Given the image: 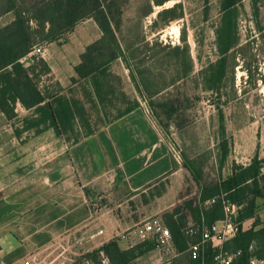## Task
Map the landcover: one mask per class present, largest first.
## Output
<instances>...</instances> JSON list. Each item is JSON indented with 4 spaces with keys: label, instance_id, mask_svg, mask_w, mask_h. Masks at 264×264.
I'll return each instance as SVG.
<instances>
[{
    "label": "crops",
    "instance_id": "1",
    "mask_svg": "<svg viewBox=\"0 0 264 264\" xmlns=\"http://www.w3.org/2000/svg\"><path fill=\"white\" fill-rule=\"evenodd\" d=\"M7 17L5 25L13 21L11 14L0 21ZM94 24L68 43L67 50H62L67 54L60 52L63 57L55 64L62 69L47 56L50 48L41 49L50 75L63 89L72 86L74 68L86 47L102 37ZM16 113V119L8 120L0 110V257L5 264H61V257L74 245L99 249L112 240L129 250L142 244L134 236L135 227L158 213L153 201L143 202V195L169 181L164 185L166 192L156 198L168 208L167 195L178 197L184 188L186 176L176 168L165 134L140 106L72 146L55 127L24 131L22 119L31 117L34 110L18 104ZM257 125L233 134L224 178L232 175L235 164L248 166L257 154L264 159V126ZM135 199L141 202L138 218L132 216L136 212L127 211ZM258 205L262 224L255 230L264 226V200ZM120 208L126 210L123 218ZM247 224L252 228L254 220L244 223V230ZM175 251L173 264H179L183 254L176 247ZM154 252L157 249L144 257ZM160 253L165 262L167 257Z\"/></svg>",
    "mask_w": 264,
    "mask_h": 264
},
{
    "label": "rangeland",
    "instance_id": "2",
    "mask_svg": "<svg viewBox=\"0 0 264 264\" xmlns=\"http://www.w3.org/2000/svg\"><path fill=\"white\" fill-rule=\"evenodd\" d=\"M154 1L128 0L123 9L119 37L125 50L131 48L127 56L131 71L138 81L142 74L146 80L155 82L150 88L157 86L166 89L151 98L145 96L141 99L124 62L118 60L112 69L122 78V93L125 97L139 99V105L145 102L150 118L163 131L168 143L175 144L181 151L182 164L173 162L176 168L182 169L186 181L178 197L167 195L165 204L171 206L164 208L163 202H156V198L166 192L164 185L169 181H163L142 197L144 203L153 201L158 211L153 217L166 220V216L172 214L175 208H183L185 203L199 197L200 187L184 167L186 163L192 162L201 173V185L215 184L224 179L226 170V163H221L222 145L227 143L230 148L233 134H240V128L250 129L257 124L264 126V0H243L238 6V43L225 58L220 54L218 43L222 0H170L163 6H158ZM175 6L180 8L174 10ZM4 20L3 23L0 21V26L5 25L10 17ZM89 20L81 23L76 31L62 36L59 41L35 47L22 60L24 66L35 64V58H42L37 50L48 47L52 52L47 56L57 69H62V65L55 64V61L63 57L62 53L67 54L66 46L68 48L69 42L78 40L83 29L90 31L95 26V22ZM184 38L187 39L193 58L191 65L190 62H184L185 59H178L172 51L176 47H184ZM221 60H226L223 65L225 78L212 88V79L215 70H220L218 62ZM186 70H189L188 74L184 75ZM57 83L54 75L44 76L40 80V89L44 93H55L58 91ZM65 94L85 105L87 116L91 118V127L97 129L103 126L102 111L88 82L75 86ZM113 108L124 110L126 107L117 101L105 110L114 116ZM191 155L192 160L189 159ZM140 203L139 199L130 201L127 211L136 212L133 217H139ZM118 213L120 218L126 216V210L121 208ZM184 213L189 215L187 211ZM249 226L247 224L245 229ZM74 246L61 257V264H68L80 255L96 254L102 248ZM161 255L157 249V252L143 256L133 264H163ZM188 260L184 254L179 264H188ZM256 264H264V260H257Z\"/></svg>",
    "mask_w": 264,
    "mask_h": 264
},
{
    "label": "trees",
    "instance_id": "3",
    "mask_svg": "<svg viewBox=\"0 0 264 264\" xmlns=\"http://www.w3.org/2000/svg\"><path fill=\"white\" fill-rule=\"evenodd\" d=\"M170 0H155L163 6ZM128 0H0V18L8 14L13 21L0 28V110L8 120L17 118L16 107L20 104L26 110H34L31 117L22 119L23 130L36 129L38 132L55 127L57 134L69 145H75L84 138L93 135L99 128L91 127V118L85 105L77 98H71L65 92H71L75 85L88 82L93 95L98 101L103 114V125L111 123L139 107V99L130 100L122 93V78L113 71V64L122 60L130 70V78L135 83L139 97L149 98L166 88H150L152 83L140 74L138 81L131 71L127 50L123 48L119 32L122 25L124 5ZM243 0H222L221 28L218 32L220 54H227L237 45L238 6ZM180 6H175L179 9ZM170 11V10H169ZM161 16V14H160ZM92 19L102 32V37L88 45L82 53L81 62L74 68L75 77L72 86L63 89L58 85L55 93L42 92L40 80L51 74L48 63L42 58H35V64L25 67L22 60L37 46L57 42L65 34L73 32L81 23ZM183 48L172 51L178 59H185L191 65V56L187 39ZM189 60V61H188ZM226 60L218 62L219 71L215 70L212 85L223 82ZM225 66V65H224ZM186 70L184 75L188 74ZM154 89V90H153ZM153 90V92H151ZM121 99H118V96ZM117 97V98H116ZM125 104V109L113 110L112 116L105 109L114 102ZM20 135V131L16 130ZM221 163H225L229 148L222 145ZM200 187L197 200L187 202L184 207H177L166 216L164 224L170 229L173 243L180 254L189 258L188 264H218L215 257L220 251L236 255L231 264H251L252 259L264 260V226L259 216V200H264V159L257 154L250 165H234L231 176L218 180L215 184L203 186L200 183L201 173L192 162L184 166ZM217 198V202H207ZM229 202L241 206L237 222L240 231L236 237L226 241L222 248L214 247L212 242L204 245L201 255L193 259L189 253L192 244L202 240L203 229L225 219L224 204ZM189 212V215L184 212ZM254 220L252 228L243 229L244 223ZM190 222L193 227L190 228ZM191 224V225H192ZM192 229L195 233H187ZM157 249L156 243L146 241L129 250H122L117 240L102 246L91 258L103 252L115 264H133L145 254Z\"/></svg>",
    "mask_w": 264,
    "mask_h": 264
},
{
    "label": "built area",
    "instance_id": "4",
    "mask_svg": "<svg viewBox=\"0 0 264 264\" xmlns=\"http://www.w3.org/2000/svg\"><path fill=\"white\" fill-rule=\"evenodd\" d=\"M41 52V48L37 50ZM140 107L150 117V111L148 110L146 103H140ZM170 154L173 161L178 164H182L183 158L181 151L175 144H169ZM217 202V198H213L207 202L208 205H213ZM225 219L215 224L207 226L203 229L202 240L198 243L192 244L189 248V253L193 259L200 257L201 252L208 242H212L214 247L222 248L223 244L236 237L240 231V223L237 222L239 211L241 206L224 201ZM93 207H97V204H93ZM193 224L190 225V228ZM187 233H195L192 229ZM134 236L141 242L152 241L156 243V247L167 258L163 264H173L174 256L176 255L175 246L173 243V236L170 229L164 224V221L160 217H151L134 229ZM236 255H230L226 252L220 251L215 257L218 264H231L233 258ZM257 259H252L251 264H256ZM0 264H5L0 257ZM24 264H30L25 262ZM68 264H115L105 253L100 252L96 258H91L86 255L79 256V258L72 260Z\"/></svg>",
    "mask_w": 264,
    "mask_h": 264
}]
</instances>
